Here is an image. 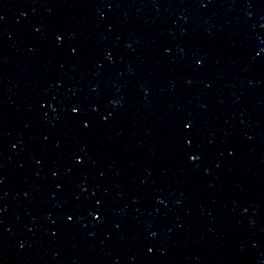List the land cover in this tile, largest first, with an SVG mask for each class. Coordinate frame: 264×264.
<instances>
[{
	"label": "water",
	"instance_id": "obj_1",
	"mask_svg": "<svg viewBox=\"0 0 264 264\" xmlns=\"http://www.w3.org/2000/svg\"><path fill=\"white\" fill-rule=\"evenodd\" d=\"M0 264H264V0H0Z\"/></svg>",
	"mask_w": 264,
	"mask_h": 264
},
{
	"label": "snow or ice",
	"instance_id": "obj_2",
	"mask_svg": "<svg viewBox=\"0 0 264 264\" xmlns=\"http://www.w3.org/2000/svg\"><path fill=\"white\" fill-rule=\"evenodd\" d=\"M58 39H59V37H58ZM73 111H75V109H73ZM194 159H195V157H193Z\"/></svg>",
	"mask_w": 264,
	"mask_h": 264
}]
</instances>
